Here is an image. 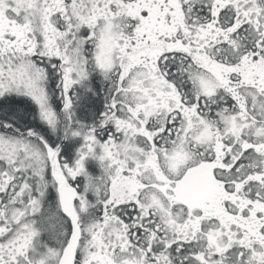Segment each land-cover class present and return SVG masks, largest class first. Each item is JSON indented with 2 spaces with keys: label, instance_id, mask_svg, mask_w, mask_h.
Returning a JSON list of instances; mask_svg holds the SVG:
<instances>
[{
  "label": "snow or ice",
  "instance_id": "snow-or-ice-1",
  "mask_svg": "<svg viewBox=\"0 0 264 264\" xmlns=\"http://www.w3.org/2000/svg\"><path fill=\"white\" fill-rule=\"evenodd\" d=\"M0 264H264V0H0Z\"/></svg>",
  "mask_w": 264,
  "mask_h": 264
}]
</instances>
